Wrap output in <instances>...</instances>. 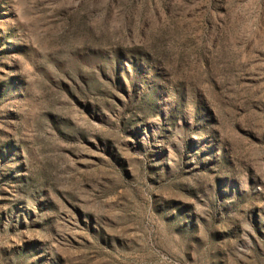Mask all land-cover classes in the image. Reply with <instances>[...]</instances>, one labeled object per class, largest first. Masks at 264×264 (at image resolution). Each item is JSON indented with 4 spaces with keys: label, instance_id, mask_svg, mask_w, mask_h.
<instances>
[{
    "label": "rangeland",
    "instance_id": "obj_1",
    "mask_svg": "<svg viewBox=\"0 0 264 264\" xmlns=\"http://www.w3.org/2000/svg\"><path fill=\"white\" fill-rule=\"evenodd\" d=\"M0 264H264V0H0Z\"/></svg>",
    "mask_w": 264,
    "mask_h": 264
}]
</instances>
